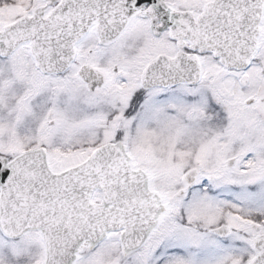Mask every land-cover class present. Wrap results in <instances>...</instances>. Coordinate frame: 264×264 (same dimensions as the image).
Wrapping results in <instances>:
<instances>
[{
	"label": "snow or ice",
	"instance_id": "obj_1",
	"mask_svg": "<svg viewBox=\"0 0 264 264\" xmlns=\"http://www.w3.org/2000/svg\"><path fill=\"white\" fill-rule=\"evenodd\" d=\"M0 264H264V0H0Z\"/></svg>",
	"mask_w": 264,
	"mask_h": 264
}]
</instances>
